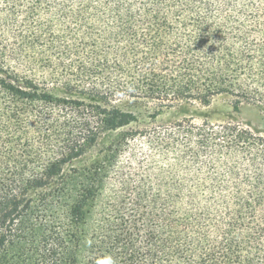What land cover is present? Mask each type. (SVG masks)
Instances as JSON below:
<instances>
[{
    "label": "trees",
    "instance_id": "16d2710c",
    "mask_svg": "<svg viewBox=\"0 0 264 264\" xmlns=\"http://www.w3.org/2000/svg\"><path fill=\"white\" fill-rule=\"evenodd\" d=\"M243 106L264 0H0V264H264Z\"/></svg>",
    "mask_w": 264,
    "mask_h": 264
},
{
    "label": "rangeland",
    "instance_id": "374dc122",
    "mask_svg": "<svg viewBox=\"0 0 264 264\" xmlns=\"http://www.w3.org/2000/svg\"><path fill=\"white\" fill-rule=\"evenodd\" d=\"M208 111L212 113L211 115L214 116V118L230 113L229 101L225 98H218L213 101ZM236 119L240 124H249L252 128H256L264 133V121L256 108L243 106Z\"/></svg>",
    "mask_w": 264,
    "mask_h": 264
},
{
    "label": "clouds",
    "instance_id": "9594fccd",
    "mask_svg": "<svg viewBox=\"0 0 264 264\" xmlns=\"http://www.w3.org/2000/svg\"><path fill=\"white\" fill-rule=\"evenodd\" d=\"M98 264H117V262L111 254L106 253L98 259Z\"/></svg>",
    "mask_w": 264,
    "mask_h": 264
}]
</instances>
